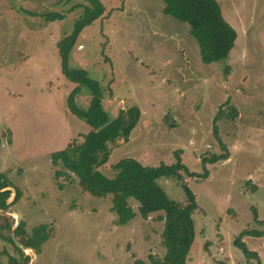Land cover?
I'll return each mask as SVG.
<instances>
[{
	"label": "rangeland",
	"instance_id": "obj_1",
	"mask_svg": "<svg viewBox=\"0 0 264 264\" xmlns=\"http://www.w3.org/2000/svg\"><path fill=\"white\" fill-rule=\"evenodd\" d=\"M217 1L236 36L225 58L202 62L187 24L163 13L161 0H100L102 13L75 33L86 0H0V172L15 187L7 200L18 191L7 209L20 213L27 232L44 223L48 235L36 251L23 248L26 264H150L149 255L164 252L160 210L142 217L129 197L134 215L116 223L110 193L82 190L70 172L53 176L62 165L51 164V153L89 129L66 104L75 82L61 71L57 42L65 37L67 67L97 81L107 115L132 105L139 112L99 169L112 175L121 157L170 163L178 149L196 175L157 183L179 203L182 181L194 194L185 264H256L232 239L244 228L264 230V0ZM49 12L60 16L46 19ZM89 97L80 85L73 101L84 109ZM219 152L227 157L201 163ZM241 239L264 264V235ZM2 248L12 252L0 238Z\"/></svg>",
	"mask_w": 264,
	"mask_h": 264
},
{
	"label": "trees",
	"instance_id": "obj_2",
	"mask_svg": "<svg viewBox=\"0 0 264 264\" xmlns=\"http://www.w3.org/2000/svg\"><path fill=\"white\" fill-rule=\"evenodd\" d=\"M86 1L87 4H83L82 14L74 21V33L103 11L100 0ZM161 1L163 2L161 8L163 13L187 24V32L196 42L202 62L220 60L227 56L236 32L222 16L217 0ZM59 16L60 14L55 12L44 14L46 19ZM68 40L65 37L57 42L61 71L66 78L75 82L66 97V104L72 113L88 124L89 129L82 134L80 141L71 139L63 148L51 153V164L62 165V168L56 167L53 170V176L57 178L70 172L76 176L77 183L82 190L96 196H105L110 193L109 208L116 215V223H124L134 215L128 202L129 197L137 202V210L142 217L160 210L162 214L156 217L163 220L161 243L164 246V252L160 257L149 255L150 264H185L186 254L194 235L192 218V211L196 207L194 194L182 181L181 187L185 200L179 203L166 195L157 183V178L172 177L175 180H182L181 171L187 175L196 174L189 171L181 162L178 149L173 151L174 160L170 163L144 165L133 157H121L111 163L110 166L114 169L112 175H106L99 169V166L107 160L109 150L117 139L124 140L128 137L131 127L139 117V112L137 107L132 105L119 111L112 118L107 115L101 105L100 87L97 81L90 78L82 67H67ZM80 85L87 86L90 91L88 104L84 109L76 106L73 101V95L78 92ZM229 114L231 117L236 114L233 106H229ZM215 119L216 115L213 121ZM213 128L215 133V122ZM220 144L224 147L222 142ZM226 157V152L211 153L209 156H203L200 161L203 164L204 162H216ZM11 186L13 185L8 177L0 172V208L7 209L18 197V191L14 189L12 199L7 200L11 193ZM251 209L253 219L260 221L255 209L253 207ZM13 222L14 219L10 214L0 211V238L10 242L12 247V252L2 248L0 254L5 255L6 264H26L30 256L13 242L9 234ZM45 227L44 223H40L32 226L27 232L24 228V221L20 219L13 234L18 243L36 251L40 243L48 236ZM243 235L260 236L264 235V230L244 228L232 239V243L246 258L254 257L256 264H261L257 253L247 248L241 239ZM136 261L144 264L137 259Z\"/></svg>",
	"mask_w": 264,
	"mask_h": 264
},
{
	"label": "water",
	"instance_id": "obj_3",
	"mask_svg": "<svg viewBox=\"0 0 264 264\" xmlns=\"http://www.w3.org/2000/svg\"><path fill=\"white\" fill-rule=\"evenodd\" d=\"M11 193H12V192H11ZM11 193H10V195H11ZM10 195H9V196H10ZM0 211L6 212V213H10V212H12L13 210L0 208ZM13 212L15 213V221H14V223H13V225L11 226L10 231H9V233H10V237L12 238L13 242H14L18 247H20L21 249H23V248H29V249L33 250L31 247H25V246L21 245L20 243H18V241H17L16 238L14 237L13 231H14V228L16 227V225L18 224V222H19V220H20V213L17 212V211H13ZM28 264H31V262H29Z\"/></svg>",
	"mask_w": 264,
	"mask_h": 264
}]
</instances>
